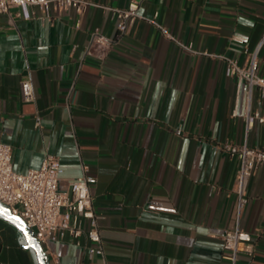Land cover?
<instances>
[{
    "label": "crops",
    "instance_id": "crops-1",
    "mask_svg": "<svg viewBox=\"0 0 264 264\" xmlns=\"http://www.w3.org/2000/svg\"><path fill=\"white\" fill-rule=\"evenodd\" d=\"M89 1L82 15L0 13V142L12 145L14 169L38 168L51 153L67 190L86 165L109 264H228L223 236L236 222L239 162L223 145L264 146V124L247 120L264 113V97L227 76L223 57L247 63L245 49L264 33V0H145L103 60L86 51L92 31L115 37L117 24L98 5L129 0ZM26 78L32 102L21 97ZM248 196L241 227L256 252L238 264H264V164ZM87 245L50 242L61 264H100ZM0 264H35L1 218Z\"/></svg>",
    "mask_w": 264,
    "mask_h": 264
},
{
    "label": "built area",
    "instance_id": "built-area-1",
    "mask_svg": "<svg viewBox=\"0 0 264 264\" xmlns=\"http://www.w3.org/2000/svg\"><path fill=\"white\" fill-rule=\"evenodd\" d=\"M145 0H129L125 7H109L117 24V34L110 37L94 29L87 53L103 60L119 41L125 37L140 17L139 9ZM89 0H0V13L12 15L17 9V16L30 20L34 17L33 9H40L46 18L54 13L74 9L82 15L89 5ZM165 35L168 31L162 29ZM190 48V47H188ZM264 48V33L253 49H245L247 63L240 65L237 59L223 57L226 60L225 74L235 77L239 83L246 81L250 87L258 86L264 97V76L259 74L260 54ZM96 51V54L94 53ZM21 97L25 102L36 98L34 82L26 78L21 82ZM248 123L255 120L264 124V113L249 114ZM223 147L236 157L239 169L235 183L236 222L227 229L223 236L224 258L228 264H238L241 253L251 257L255 255L256 243L252 234L241 227V213L249 202L248 186L256 170L264 164V146L253 147L232 142ZM64 172L59 157L46 153L41 166L29 169L25 173L14 169V150L12 145L0 142V201L9 206L14 214L21 216L34 231L36 238L50 258V264H61L59 255L53 253L51 241L66 237L77 245H82L85 237L90 258H98L100 264H109L103 245L97 214L93 202L92 185L96 178L88 174V167L82 166V174L74 180L67 190H61L60 177Z\"/></svg>",
    "mask_w": 264,
    "mask_h": 264
},
{
    "label": "water",
    "instance_id": "water-1",
    "mask_svg": "<svg viewBox=\"0 0 264 264\" xmlns=\"http://www.w3.org/2000/svg\"><path fill=\"white\" fill-rule=\"evenodd\" d=\"M0 218L16 228L20 235L22 246L30 250L35 264H50V258L34 231L26 224L25 220L14 214L10 207L0 201Z\"/></svg>",
    "mask_w": 264,
    "mask_h": 264
}]
</instances>
